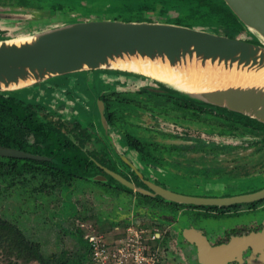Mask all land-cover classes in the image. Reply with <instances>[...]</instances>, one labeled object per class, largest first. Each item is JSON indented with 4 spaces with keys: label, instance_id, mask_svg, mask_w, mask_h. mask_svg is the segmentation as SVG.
<instances>
[{
    "label": "flooded vegetation",
    "instance_id": "af4514ba",
    "mask_svg": "<svg viewBox=\"0 0 264 264\" xmlns=\"http://www.w3.org/2000/svg\"><path fill=\"white\" fill-rule=\"evenodd\" d=\"M14 1L24 6L48 4V0ZM94 1L88 0V3L92 4ZM166 1L168 0H145L144 2L155 3V6L160 8V12L166 15ZM182 1L184 2L183 5L186 2H190L188 10L201 9L203 8V3L207 2V0ZM49 2L53 5L63 6L65 4L63 0H49ZM100 2L103 6L97 8L101 12L106 11L107 5H112L113 9H120V11L125 12L124 17L127 20L131 19L132 13L126 9H130L127 3L132 1L100 0ZM139 2L143 4V1L139 0H136L135 3ZM142 4H136L138 9L141 8ZM150 7L139 10L143 13V11H148ZM83 16H89V14H84ZM113 79H117V76L114 75ZM103 83V87L94 84L93 91L91 94H88L85 100L88 104L86 109L81 108L76 101H73L71 109L67 108L66 93L72 94V90L69 88L64 90L63 96H59L55 102L50 103L32 101L18 95V98L25 105L36 110L42 119L51 121L59 133H64L77 149L81 151V155L79 154L78 161L74 166H95L92 170L94 177L100 176L103 178V181L107 180L110 176L111 181L118 180L121 182L113 174L117 173L133 181L137 186L147 189H151L149 183L152 182L168 187L167 183H163L157 173L154 172V169L162 170V168L166 169V173H177V175L189 178H198L199 176L206 179L211 177L225 179L230 176H238L236 175L238 171L237 167L246 166L239 159L244 150L251 147L255 150H261L264 147V132L254 135L246 131L245 124L242 125L241 123L239 124L242 125L240 127L242 130L234 128L235 119H242L244 121L242 116H238L237 112L239 111L232 110L231 112H236L235 115L227 111H219L210 104L186 102L181 98L178 101L170 95L154 90H121L112 84L115 86L113 89L112 87H104L106 83L105 81ZM87 89L91 90V84L87 85ZM76 97L77 94L73 99L76 100ZM99 100L103 102L102 113L105 118L104 120L101 117ZM170 139L179 140L172 142ZM0 146L13 147L33 154L46 156L45 158H17L51 159L47 154L37 153L26 148L3 144H0ZM0 156L16 157L1 154ZM6 166H9V163ZM248 177L254 178L255 176H250L249 174ZM31 180H36V185H39L37 189H34L35 191L40 193L46 192V194L52 193V190H41V177L39 176H24L22 174V176L14 178L11 175L5 176L1 172L0 190L4 192L10 187L19 184L24 185V183ZM78 180L88 181L78 178L73 183L64 184L61 188H69L72 184L75 185ZM88 182L97 185L105 194L111 196L121 194L132 195L133 197H131L130 201L137 208L127 214V217L130 219L129 223L141 224L138 219V212L136 211L139 208L138 205H141V207L157 210L165 218L168 215H176L180 217L179 221H182L181 217L184 220H188L185 222L189 224L185 225L182 229L183 235L185 228L195 227L200 229L212 244H219L229 242L233 236H244L255 232L262 234L259 239H257V234H252L256 236V239L253 240L254 242L259 240L256 248L261 249V246L263 247L264 197L244 203L221 206L212 205L215 206L214 208H210L211 205H204L202 207L203 205H191L179 202H177L179 205L172 206L171 203L173 201L166 200L161 195H152L132 187H130L131 189L120 188L112 184H110L111 187H107L104 186L105 183ZM197 183L199 185L201 182L198 181ZM263 186L264 184L259 187L256 185L255 187L251 186V188H247L243 192L254 191ZM223 195L229 194L223 193ZM145 196H151L158 200H149ZM206 206H209V208H206ZM187 211L202 216L233 219L232 225L234 226L232 228L234 232L230 233L225 240H223L225 236H220V240L214 243L212 237L204 227L195 224L191 217L187 218L185 215H182L186 214ZM245 218H249L252 223L250 220L249 222L245 220ZM77 227L81 228L79 225ZM227 228L228 226L220 231L226 234L229 231V228ZM192 243L196 245L198 252L197 243L194 241ZM263 251H254L252 245H248L242 252L243 264H264ZM197 255L200 258L199 254ZM232 263L238 264L240 261L235 259L228 264Z\"/></svg>",
    "mask_w": 264,
    "mask_h": 264
},
{
    "label": "rangeland",
    "instance_id": "374dc122",
    "mask_svg": "<svg viewBox=\"0 0 264 264\" xmlns=\"http://www.w3.org/2000/svg\"><path fill=\"white\" fill-rule=\"evenodd\" d=\"M63 1L65 2L63 6L53 5L49 0L48 4L44 3L41 6H24L14 0H0V37L23 34L45 25L71 19L127 20L124 17L125 12L113 9L112 5H107L106 11L101 12L97 8L103 6L100 0H95L92 4L88 3V0ZM130 1L134 2L127 3L130 9L126 10L132 13L130 20L171 21L187 25L200 23L219 32L229 30L233 34L237 30L239 36L250 38L241 25L228 27L216 16L213 17L210 12V14L197 13L198 16L208 14L209 19L190 15L193 11L188 10L190 2L183 5L182 0H168L166 1V15H164L155 3L143 2L142 4V2L135 3L136 0ZM136 4H142L139 9L151 7L142 13ZM84 14H89V16H83ZM114 75V72L104 69L75 71L20 89L15 91V94L28 100L50 103L55 102L59 96H63L64 90L69 88L72 94L66 93L67 108L71 109L73 101H76L81 108L86 109L88 104L85 100L93 91L94 84L103 87L102 83L105 81L104 87L114 89L115 86L112 83L114 84L117 80L113 79ZM88 84H91V90L87 89ZM121 90L130 89L122 88ZM76 94L77 99L74 100ZM176 140L179 139H170L172 142ZM239 159L246 166L237 167L236 175L238 176L225 179H216V177L206 179L199 176L189 178L177 175V173H166L165 168L154 169V172L163 183H167L168 187L190 193L198 191L211 194H235L251 186L259 187L264 184V147L261 150H255L253 147L246 149ZM249 174L255 177L249 178ZM198 181L201 182L199 185ZM36 184V180H31L24 185L10 187L4 192L0 190V220H2L0 223L4 225L0 228V264H75L76 262L77 264L79 262L80 264H93L84 230L77 227L79 220L93 222L98 229L107 233L109 239L114 240L124 235L125 227L130 220L127 214L137 208L130 201L132 195L111 196L88 181L78 180L75 185L72 184L69 188L58 187L50 194L35 191L34 189L39 187ZM138 207L136 211L141 225L156 227L159 230L161 244L166 248L171 264H202L198 259L196 245L182 233L183 227L189 224L185 222L188 220L181 217L182 221H179L180 217L176 215H168L165 218L157 210L141 207V205ZM182 215L187 218L191 217L195 224L204 227L214 243L220 240V236H225L223 237L225 240L230 233L234 232L233 219L202 216L191 211ZM245 220L249 222L250 219L245 218ZM227 226L229 231L223 234L220 230ZM16 235L20 236L18 244L14 237ZM27 240L32 242L34 249L37 248L44 255L43 260L31 258L28 250L23 251L22 247Z\"/></svg>",
    "mask_w": 264,
    "mask_h": 264
},
{
    "label": "water",
    "instance_id": "95a60500",
    "mask_svg": "<svg viewBox=\"0 0 264 264\" xmlns=\"http://www.w3.org/2000/svg\"><path fill=\"white\" fill-rule=\"evenodd\" d=\"M213 5L233 13L249 39L235 30L219 32L200 23L187 25L177 22L123 20L116 18L71 19L42 26L19 35L0 37V91H18L61 74L86 70H108L117 76V88L136 90L147 88L167 95L185 97L210 103L218 108L239 111L264 123V84L229 85L206 91H193L176 86L148 74L114 66L113 61L128 57L167 58L175 65L184 57L196 56L205 64L207 60L223 63L225 67H264V0H213ZM231 31V30H230ZM239 31V30H238ZM191 60V59H190ZM33 80L17 87L10 86L20 79ZM113 84V83H112ZM101 117L103 102L99 100ZM0 154L16 157L45 158L21 149L0 146ZM125 185L152 195H161L173 202L191 205H230L254 201L264 197V186L254 191L223 195L204 192H182L164 185L149 183L151 189L137 186L124 176L113 173ZM95 179L102 180L100 176ZM192 231V236L188 234ZM229 242L212 244L200 229L189 227L184 235L197 243L201 259V241L209 248L223 247ZM244 244L237 255L217 261L242 262ZM264 250V242L262 243ZM254 251H257L252 245ZM264 252V251H263ZM233 264V263H232ZM249 264V263H248Z\"/></svg>",
    "mask_w": 264,
    "mask_h": 264
},
{
    "label": "trees",
    "instance_id": "16d2710c",
    "mask_svg": "<svg viewBox=\"0 0 264 264\" xmlns=\"http://www.w3.org/2000/svg\"><path fill=\"white\" fill-rule=\"evenodd\" d=\"M145 1V0H139ZM203 8L193 10L190 15L195 17H203L209 19L208 14L198 16L199 13H211L213 17L228 27H238L241 24L236 16L228 10L220 9L218 6L213 5V0H207L203 3ZM214 11V12H213ZM198 13V14H197ZM209 13V14H210ZM120 81V79H118ZM147 89V88H141ZM148 90V89H147ZM167 95V94H166ZM180 101V98L186 102H201L190 98L172 96ZM210 104V103H205ZM217 110L227 111L232 114V110L225 108H218L212 104ZM238 116L242 119H235L234 128L240 130L241 126L245 124L246 131L252 134H260L264 132V123L256 118L250 117L246 114L237 112ZM236 115V114H235ZM241 123V124H239ZM242 130V129H241ZM244 130V129H243ZM33 140V141H32ZM0 144L11 145L20 148H26L37 153L47 154L51 159H33V158H17V157H4L0 156V172L11 177L24 176H39L41 177V190H54L67 183H73L78 178H83L88 181L105 183L104 186L111 187L110 184L120 188H129L127 185L116 180L111 181L109 176L107 180L95 179L93 169L95 166H74L78 161L77 158L81 155V151L72 143V141L52 125L51 121L42 119L39 113L25 105L15 91H0ZM81 150V149H80ZM83 151V150H82ZM80 154V155H79ZM9 163V166L6 164ZM109 184V185H108ZM149 200H158L151 196H145ZM172 206L179 205L177 202L171 203ZM171 206V207H172ZM210 206V205H209ZM206 206V208H209ZM204 207V205L202 206ZM215 206H210L214 208ZM2 220H0L1 222ZM3 223H0V228H3ZM82 232V231H81ZM84 232V231H83ZM19 242V235L14 236ZM86 240V239H85ZM87 243V240H86ZM23 244V243H22ZM32 242L27 240L22 249L29 251V257H35L40 260L44 259V255L36 248H33ZM88 246V243H87ZM89 249V246H88ZM80 261V260H78ZM77 264V262L75 263ZM80 264V262L78 263Z\"/></svg>",
    "mask_w": 264,
    "mask_h": 264
},
{
    "label": "bare ground",
    "instance_id": "6f19581e",
    "mask_svg": "<svg viewBox=\"0 0 264 264\" xmlns=\"http://www.w3.org/2000/svg\"><path fill=\"white\" fill-rule=\"evenodd\" d=\"M191 59V60H190ZM114 66L135 70L148 74L154 78L164 80L176 86H180L193 91H206L215 88L225 87L229 85H260L264 84V67L250 68L239 67H225L223 63H212L207 60L205 64L201 60L189 55L184 57L175 65H170L167 58L151 59L149 57H128L125 59H118L112 62ZM33 78L20 79L17 83H11L10 86H21ZM188 234L192 236V231ZM249 237L235 239L232 243L223 247L209 248L205 244L202 245L201 241V259L198 257L202 264H215L217 261H223L225 258L237 255L240 249L246 243H250L255 247L259 244V240L255 235H248ZM262 234H257L259 239ZM199 250V247H198ZM199 254V251H198ZM200 256V255H199ZM228 264V263H227Z\"/></svg>",
    "mask_w": 264,
    "mask_h": 264
},
{
    "label": "built area",
    "instance_id": "2783aa9c",
    "mask_svg": "<svg viewBox=\"0 0 264 264\" xmlns=\"http://www.w3.org/2000/svg\"><path fill=\"white\" fill-rule=\"evenodd\" d=\"M93 264H171L155 227L129 223L124 235L111 240L89 220H79Z\"/></svg>",
    "mask_w": 264,
    "mask_h": 264
}]
</instances>
